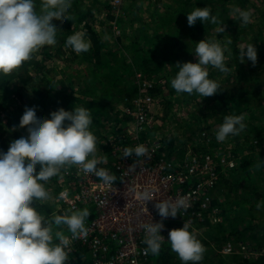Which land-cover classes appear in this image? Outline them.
I'll list each match as a JSON object with an SVG mask.
<instances>
[{
	"label": "trees",
	"instance_id": "trees-1",
	"mask_svg": "<svg viewBox=\"0 0 264 264\" xmlns=\"http://www.w3.org/2000/svg\"><path fill=\"white\" fill-rule=\"evenodd\" d=\"M103 1L71 0V8L67 13L71 16V20H64L63 22L59 20L53 21L58 28L56 34L57 43L52 46L45 45L42 47L34 54L31 60L26 61L18 70L10 75L5 76L0 74V116L5 113L4 115L12 121V129L0 132V151L7 152L10 143L22 136V134L18 133V115L11 113L12 111L10 110L9 100L12 99V96L15 102L20 99L28 107H31V103L34 102L36 106H33L37 108L38 118H51V113L44 114L45 112H49V109H52L53 112L60 108H64L67 111H72L74 107L89 109L93 121L90 125V131L94 136L98 132L95 131L97 127L101 126L99 120H96V116L103 114L102 119H104L109 113L108 109H112V112L117 114L115 122L117 123V130L121 133L118 135V138L122 139L121 143L127 146L130 143V135L126 119L130 115L127 114L120 118L123 111L119 108L120 105L118 103L126 101L124 106L132 107L133 100L136 98L139 90L136 77L135 79L133 78V72L137 69H141L144 74L149 75L152 72L162 71L166 65H171L173 73L168 78V86L172 93L171 99L166 102L165 106L174 107L179 103L181 104L182 100L191 105L197 104L201 106V112L195 113L189 118L190 123L186 126L178 125L177 127L176 125L173 128H176L178 132L172 131L163 138V141L166 142L165 147L169 151L173 149V152H176L173 154V157L177 160L186 157V153L199 152L197 147L190 145V143H196L195 138L200 131H214V129H217L223 123L224 117L227 115H243V122L248 123L251 117H247V113L252 112V108L258 106L256 103H264V88L259 89L256 86L261 81V75L264 73L263 35H260V39L257 40L259 43V48L257 49L258 62L255 67L252 66V63L249 66L246 63L240 64L239 50L237 48L239 45L237 41H234V49L230 54L231 60H225V64L229 68L225 76H220L223 73L211 66L208 68L209 79L216 81L219 85V92L217 94L204 98L197 93L191 95L187 93L178 94L171 87V80L175 78L179 71L176 67L177 62L195 63L193 53L196 44L206 38L212 31L217 38H222L220 27L233 19V8L235 6L239 8L243 7L249 0H168L169 4L174 3L176 7L168 5L167 10H162L158 5V1L166 3L165 0H147L152 10V15L155 16V23L161 22V25L163 23L170 33L168 35L164 31L162 33L155 31L154 35L149 37L144 29L146 24L134 30L129 39L131 40L130 50L136 54L135 57H132L131 54L130 56L126 54L121 57L105 41L104 32H98L93 26L96 22L95 13L99 10H104L105 7L109 8L106 5L107 1ZM145 1H128V10L131 9L133 12L140 10L144 7ZM35 4L36 11L39 13L41 0H35ZM206 6L210 9V14L217 18V23L212 24L209 22L204 24L198 20L194 26L189 27L187 14L197 7L203 8ZM113 18V14L107 16V19L113 20ZM261 21L262 23L259 27L264 31V18ZM81 25L85 29L83 37L90 43L89 50L80 54H77L73 50L63 52V49L67 47V38L77 33V29ZM260 28L259 30H261ZM158 38H160L161 42ZM140 39L144 41L152 40L151 42L155 44L156 48L146 53H141V49H139L141 44L137 42ZM246 40L248 42L247 45L252 44L256 46L253 41L254 39L250 41L246 38ZM155 41L157 42L155 43ZM225 48L227 50L229 47ZM64 54L77 56L75 59L79 60L77 62L78 66L85 62L86 70H88L87 73L80 70L78 71L79 74H77L74 69L67 68L66 71L56 70V74L61 73L62 75L58 74L51 77L50 73L54 68H49V62L52 58L61 57ZM128 57H131V60ZM221 77L223 79H219ZM122 82L125 83L122 84ZM69 83L70 85L67 88H71V90L67 91L65 84ZM80 85L83 88H79ZM77 88L85 92V95L90 98L87 100L76 95L75 89ZM155 94L159 95L160 92L156 90ZM205 100H209V103H211L210 106L208 104L209 108L201 103ZM208 117L212 118L214 123L204 125L203 127V120L205 121ZM119 119H122L125 123L119 122ZM193 119L195 120L194 123ZM249 125L255 129L257 136H259L258 139H261L259 127L253 123H249ZM153 126L154 123L150 128L141 130L139 140L148 141V132L153 131ZM237 137L238 135L235 138ZM105 141L108 142L109 140ZM258 145L253 144L252 150L254 149L256 152ZM116 149L115 146H104V160H107V163L106 165L97 164L99 169L103 166L105 170L115 172L114 162L118 161L123 154L120 150ZM201 152L204 153V151ZM201 152L195 154H200ZM209 154L217 158L213 153ZM156 156L159 158L168 157L166 154H156ZM71 167L74 170L67 177L65 184H68V186L71 184L73 177L75 176L76 178L79 175L75 166ZM235 169L236 171L234 170V175L231 179L221 177L217 185V187L223 189L220 194L224 198L223 203H221L223 206L222 221L223 217L224 221H221L218 227L212 228H207L209 225H206V223H210L208 220L200 221L196 229L189 230L196 236L205 249L203 258L199 264H216L214 262L216 257L220 258L218 259L219 264H229L230 260L236 264H264V253L262 255L245 257L237 253L231 254L230 257H223L218 253V250L221 249L220 243L224 241L241 243V241L249 240L254 248L262 249L264 246V156L260 154L257 157H246L241 161L239 167ZM37 171H39V165H37ZM59 178V174L51 178L54 185L58 183ZM41 183L44 184L47 190L49 184L43 181ZM61 185H63V182ZM60 202L62 203V201ZM257 204H261L259 209L257 208ZM34 207L45 219H49L54 215H65L64 212L68 210L59 211L55 214L56 207L47 201H36L34 202ZM81 207V209H74L72 212L87 208L89 210L88 218L95 216L96 210L93 203L81 205ZM177 228L182 227L178 226ZM57 230H62L65 236L71 234L66 226L59 229L53 226V235ZM54 243H59L55 239V235ZM214 243L216 244L215 246H213ZM66 251L69 253L67 264H90L93 259L91 250L87 246L83 247L78 243L73 248H67ZM150 255L154 264H182L178 255L171 250L170 242L161 246L158 255L151 253Z\"/></svg>",
	"mask_w": 264,
	"mask_h": 264
},
{
	"label": "clouds",
	"instance_id": "clouds-1",
	"mask_svg": "<svg viewBox=\"0 0 264 264\" xmlns=\"http://www.w3.org/2000/svg\"><path fill=\"white\" fill-rule=\"evenodd\" d=\"M71 0H41L40 12L36 11L35 0H0V74L10 75L26 61L33 58L45 45L57 43V26L54 20H71L68 10ZM238 14L241 25L251 22V12L233 8ZM204 24L217 23L206 6L197 7L187 14L188 26L197 21ZM228 43H231L229 41ZM66 46L80 54L87 52L90 43L80 33L70 35ZM225 50L220 43L201 40L196 44L194 56L196 63L177 62L179 69L171 80V87L178 93L189 95L197 93L211 97L219 91L216 81L209 79L208 67L227 73ZM250 61L255 67L258 62L256 46L249 44L239 49L240 64ZM156 95V94H155ZM51 118H38L36 107H25L19 127L27 128V136H21L10 143L7 152L0 151V264H67L70 239L62 230L66 226L72 234L71 239L86 236L88 230L85 219L89 216L87 208L70 215H54L45 219L34 207L36 201L52 199L41 183L57 176L65 166H77L85 174H95L105 182H114L116 177L105 169H98L96 137L90 131L93 123L90 110L74 107L72 111L60 108L50 114ZM244 116L227 115L218 127L215 136L223 142L230 135H238L246 127ZM146 148L138 145L135 149H125L124 157H137L146 154ZM89 157H92L89 159ZM39 165V171H37ZM60 199L67 201L68 193H60ZM141 199L153 201L149 191H144ZM160 222L143 225L146 244L145 254L158 255L164 236L163 220L176 218L180 209L185 207L184 200L159 201L154 204ZM261 204H257L259 209ZM168 241L182 264H199L205 249L196 236L189 231L187 222L182 228L169 231Z\"/></svg>",
	"mask_w": 264,
	"mask_h": 264
},
{
	"label": "built area",
	"instance_id": "built-area-1",
	"mask_svg": "<svg viewBox=\"0 0 264 264\" xmlns=\"http://www.w3.org/2000/svg\"><path fill=\"white\" fill-rule=\"evenodd\" d=\"M111 1L118 4L121 0ZM136 82L139 90L132 107H124L135 124V127H128L130 143L127 146L121 143L117 147L116 150L123 154L114 162L115 172L107 170L116 177L115 181L105 182L95 174H85L76 166L79 183L71 182L60 189V193H68L67 201L59 200L70 212L81 209V205L94 204L95 216L85 219L87 235L78 239H71L72 234L66 235L70 239L68 248L78 243L91 250L93 259L90 264H154L150 253L145 254L147 246L143 243V225L161 221L154 207L156 201H175L179 198L185 203L176 218L163 220L162 245L169 242V231L183 227L185 222L190 230L196 229L200 221L222 220V199L215 198L214 190L223 176V168H232V163L224 167L225 159L219 163L218 158L210 154L192 152L186 153V159H189L185 162L173 155L157 157L155 149L159 145L154 147L149 140H139V133L153 125L159 96L152 93L154 80L146 79L139 73ZM138 145L146 148L144 156L137 157L133 152L131 157H124L125 149H135ZM146 190L153 199L148 203L141 199ZM247 250L244 245L236 247L229 242L224 251L247 253ZM257 253L253 251L247 255Z\"/></svg>",
	"mask_w": 264,
	"mask_h": 264
},
{
	"label": "rangeland",
	"instance_id": "rangeland-1",
	"mask_svg": "<svg viewBox=\"0 0 264 264\" xmlns=\"http://www.w3.org/2000/svg\"><path fill=\"white\" fill-rule=\"evenodd\" d=\"M128 1L130 0H121L120 3L118 4L111 3L110 8L105 7L104 10L102 11L99 10L95 13L96 22L93 24V26L98 28L99 30L106 31L107 36L105 37V41L108 43L109 46H111V49H114V51L118 50L117 46L115 45L116 41H114L115 39H117L118 35H121L123 41L125 39L126 41L129 40L128 35L126 36L125 34V37H124V34L122 32L123 28L121 29L122 26L120 27L119 23H122V22L125 23V24L123 23L122 24L124 26L126 25L127 30L129 28L134 29L137 27H143V24H147V23L149 25L155 24V16L152 15V10L149 4L147 3V0L144 2L143 8H141L140 10L134 11V12L131 9L128 10ZM165 1L166 3L158 1L159 2L158 5L159 7H161L162 10H167L168 5L172 7H176L174 3L169 4L170 2H168V0H165ZM240 9L251 12V22L250 23L242 26L240 19L238 17V14L233 13L232 14L233 19L230 22L223 24L220 27V33L222 35V38H217L213 31L210 34H208L206 38H204L205 40H208V41L218 42L223 47H229L227 50H225L226 55H227L226 56L227 61L231 60L230 54H231V51H233L234 49L233 48L234 41L238 42L239 46L237 48L239 50L242 47L244 48L247 47L248 42L246 38L250 41L254 39L253 41L256 44V48L258 49L259 43L257 40L260 39V35L264 36V31L259 27V25L262 23L261 20L264 18V0H249V2L246 3L245 6L240 7ZM109 14L114 15V18L112 21H110V19H107V16H109ZM160 23H156L155 27L157 29L162 27L160 31H165L167 27L163 23L162 25ZM259 28L261 30H259ZM166 33L169 35L170 32H166ZM80 34H82V32H80ZM229 41H231V43H228ZM66 51H67V48H64L63 52H66ZM75 57L77 56L75 55L70 56L68 54H64L61 57L52 58V60L49 62V68L50 69L54 68V70L50 73V76L51 77L57 76L59 73L56 74V70L60 69V70L66 71L67 68L74 69L75 73L77 74H79L78 71L80 70L87 73L88 70H86V63L83 62L82 64H79L78 66L77 62L79 60H76ZM71 58L72 59L74 58V60H72ZM245 59H246V65L248 66L251 65V62L247 61V58ZM194 61L195 63L198 62L196 57H194ZM59 75H62V74L60 73ZM222 75L225 76V73L221 74L220 76ZM261 76H262L261 81L258 82L256 85L259 89L264 88V77H263L264 73ZM219 79H223V77ZM124 83L125 82H122V84ZM69 85L70 83L65 84V88L67 89V91L71 90V88H67ZM164 86L169 87L168 80L167 81H157L154 88L155 90H158L159 88H162ZM80 87L83 88L81 85L79 86V88ZM79 88L75 89V94L80 97L86 98L88 100L90 97L85 95V92H82ZM158 96H159V102L155 105V109H154L155 119H154L153 131L148 132V136H149V140L151 141L154 147L159 145V147L155 149V152L157 155L166 154L168 156H172L176 152H173V149L169 151V149L165 147L166 142L163 141L164 136L169 135L172 131L178 132L176 128L175 129L173 128L176 125L177 127L178 125L186 126L188 123H190L191 121L189 120V118L195 113L201 112V106L197 104L191 105L185 102L184 100H182L181 104L179 103L178 105H175L174 107L173 106L166 107L165 104L167 101L171 99V94H167L165 96L160 94ZM19 100L15 102L12 96V99L9 100L10 110L12 111L11 113L18 115V121H17V127L19 128L18 133L22 134V136H27L28 134L27 128L19 127L20 119L26 107V105L23 104L21 100L20 101ZM257 102L259 101L257 100ZM201 103L203 105H206L207 108H209V106L211 105V103H209V100H205L204 102H201ZM259 103H256L258 106H255L254 108H252V112L247 113V117H251V118L249 119L248 123H245L246 125L245 129L238 134L237 138H235L237 135L235 136L230 135L228 138H226L225 141L218 142L215 136V132L219 127L218 126L217 129H214V131H211V132H207V130L200 131L197 137L195 138L196 143L194 144L190 143V145L197 147V150L199 152L204 151L203 154L213 153L215 156H217L219 163H221L223 159H225L227 162L225 163L224 167L229 166L228 164L232 163L233 165L232 168H226L225 170L223 168L222 170L223 176H221L222 178L226 177L228 179H231L234 175V170L236 171L235 168H238L239 165L241 164V161H243L246 157H257V155L260 156V154L261 156H264V103L263 104L261 103L259 104ZM118 104L120 105L119 108L121 109V111H123L120 117L122 118L124 115H127V114H123L125 113L124 105L126 104V101H124L123 103L121 101V103H118ZM33 105L36 106L34 102L31 103L30 106L34 107ZM48 111L49 112H45L44 114H50L53 112L51 109H49ZM108 111L109 113L104 119H102L103 114H99L96 116V120H99L101 126L99 128L97 127L96 130L94 129L95 131H98L95 135L96 142H97V151L95 154V158L99 161L98 164H101V165H106L107 163V160H104V157H105V154L103 152L104 146H109V147L115 146L117 148L120 146L121 140H122L118 138V135H120L121 133L117 130V123L115 122L116 121L115 117L117 114L115 112H112V109H108ZM4 114L0 116V119H2V121H0V132L3 130L12 129L11 127L12 121H10L9 118ZM42 116L44 117L43 114ZM126 120H127V124L129 125V128L135 127V124L132 121V118L128 117V119ZM194 121L195 120L193 119V123ZM119 122L125 123L122 119H119ZM213 123L214 122L212 118L208 117L205 121L203 120V127L204 125H211ZM249 123L250 124L253 123L259 127V130H261V134H260L261 139L260 138L258 139L259 136H257L255 129H253L249 125ZM105 140H109V141L107 142ZM253 144L254 145L259 144L256 147L257 148L256 152L254 149L252 150ZM175 149L178 151L177 148ZM199 152H195V153H199ZM91 158L92 157H89V159ZM188 159H186V157L181 158L182 162L188 161ZM75 169H76V166H75ZM100 169H104L103 166H101ZM73 170L74 169L71 166L70 167L65 166V168H63L62 171L59 173L60 178H59L58 183L54 185L51 179L47 181V183L49 184L47 191L52 197V199L47 202L51 203L54 207H56L55 214H57L59 211L66 210V206L63 205L59 200L60 189L67 182V177L71 174ZM62 182H63V185H61ZM71 182H75L77 184L79 183V178L78 177L75 178L74 176ZM222 191L223 189L216 187V189L214 190V195L216 199L218 200L222 199V203H223L224 198L220 194V192ZM69 213L70 211L68 210L64 212V214H69ZM221 221L220 222L214 221V222L206 223V225H209L207 228H212L215 226L218 227ZM223 221H224V217H223ZM229 242H232V241H224L220 243L221 249L218 250V253H220V255L223 257H227V256L230 257V255L233 253H237L239 255L241 254L242 256L245 257V256H249L247 255V253H252L253 251L258 252L257 254H254V255H262L264 253V246L262 249L261 248L259 249L257 247L254 248L252 247L253 244L249 240L241 241V243H233L236 247H241L242 245L246 246L248 248L247 253L246 252L227 253L224 250L226 248V245ZM215 245L216 244L214 243L213 246ZM218 259L220 258L216 257L214 261L216 264H219ZM203 264H207V263H203ZM229 264H236V263H233L232 260H230Z\"/></svg>",
	"mask_w": 264,
	"mask_h": 264
},
{
	"label": "crops",
	"instance_id": "crops-1",
	"mask_svg": "<svg viewBox=\"0 0 264 264\" xmlns=\"http://www.w3.org/2000/svg\"><path fill=\"white\" fill-rule=\"evenodd\" d=\"M104 1H107V4L106 5H108L109 6V8H110V6H111V3L112 4H117V3H113L111 0L110 1H108V0H104ZM103 1V2H104ZM110 21H112V20H110ZM144 22H145V20H144ZM123 23V22H122ZM119 23V25H120V27H121V29L123 28V30H122V32H123V34H124V37H125V34H126V36L128 35V38H129V36L133 33V31L134 30H136L137 28H139V27H137V28H129L128 30L126 29V25L124 26L123 24H125V23ZM137 23V22H136ZM104 24V23H103ZM156 23L155 24H152V25H149L148 23L144 26V29H145V33L146 34H148L149 35V37L150 36H152V35H154L153 33H155V31H158V32H163V31H160V29L162 28V27H160L159 29H157L156 27ZM83 25H81L80 26V28H78L77 29V33H80V32H82V36H83V33H84V30L85 29H83ZM96 28V27H95ZM97 29V31L98 32H104V34H105V37L107 36V33H106V31H103V30H99L98 28H96ZM169 29L167 28L164 32H169L168 31ZM128 32V33H127ZM120 36V37H119ZM158 40L160 41V38H158ZM114 41H116L115 42V45L117 46V48H118V50L116 51L117 53H119V55H121V57L123 56V55H128V56H130V54H131V56L132 57H135V53H133L132 52V50H130V44H131V40L129 39L128 41H126V39L123 41V39H122V37H121V35H118V37H117V39H115ZM152 40H150V41H144V40H139V41H137L138 43H140L141 44V46H140V48L139 49H141V53H146V52H148V51H150V50H152L153 48H156V46H155V44L154 43H152L151 42ZM154 42V41H153ZM157 41H155V43H156ZM161 42V41H160ZM67 48V50H72V48L71 47H66ZM121 50V51H120ZM140 53V54H141ZM161 57H162V55L161 54H159ZM129 58V60H131V57H128ZM142 74L143 75V77L144 78H146V79H152V80H154V84H156L157 83V81H167L168 80V78H169V76L173 73V71H172V66L171 65H166L165 66V68L162 70V71H160V72H152L151 74H144V72L141 70V69H137V70H135L134 72H133V78L135 79V77L136 76H138V74ZM137 83V82H136ZM169 89V90H168ZM155 88H153L152 89V93L153 94H155ZM158 92H160V94H162V95H167V94H171L172 92H170V88L169 87H167V86H164V87H162V88H159L158 89ZM159 94V95H160ZM52 110V109H51ZM85 260V259H84Z\"/></svg>",
	"mask_w": 264,
	"mask_h": 264
}]
</instances>
